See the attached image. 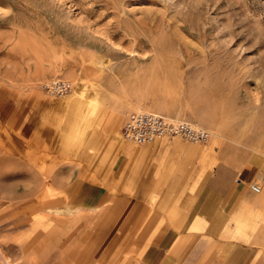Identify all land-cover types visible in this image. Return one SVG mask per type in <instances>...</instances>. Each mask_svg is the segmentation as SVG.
<instances>
[{"label":"rangeland","instance_id":"1","mask_svg":"<svg viewBox=\"0 0 264 264\" xmlns=\"http://www.w3.org/2000/svg\"><path fill=\"white\" fill-rule=\"evenodd\" d=\"M55 81L71 90L51 93ZM136 110L209 132L173 138L175 186L139 200L108 180L115 163L161 142L121 136ZM217 164L262 187L235 223L264 242V0H0V264H90L64 254L80 241L100 243L93 254L105 248L113 264H140L124 244L142 241L127 232L159 218L184 226ZM88 183L102 185L101 201L72 200Z\"/></svg>","mask_w":264,"mask_h":264},{"label":"crops","instance_id":"2","mask_svg":"<svg viewBox=\"0 0 264 264\" xmlns=\"http://www.w3.org/2000/svg\"><path fill=\"white\" fill-rule=\"evenodd\" d=\"M167 140H170V143H166ZM173 140L163 138L157 147L151 150H138L131 154V157L135 156V160L140 163H132L131 158L129 161L125 159L115 163L112 171L114 174L109 175L108 179L110 186L116 185L117 182L124 183L126 188L133 189L134 186L137 189L135 192L137 200L147 195L150 188H156L159 184L165 187L166 181L171 183L168 186H175L174 180L170 178L172 177L170 172L176 173L178 171L176 167L182 161L175 158L179 154L174 152ZM169 145L172 148L168 147ZM150 154L151 164L142 163L147 161ZM170 155L171 159H175V163L170 171L165 172V167L171 160L168 159ZM92 172H96V169ZM165 175L167 180L160 179ZM80 181L85 182V179ZM155 183L157 185H154ZM246 183L247 175L244 176L231 165L217 164L202 185L196 187L193 205L185 218L184 226L174 219L167 225L164 220L160 223L161 218L157 221L158 226H135L132 228L133 232H127V235L139 236L142 243L126 242L125 251L140 252V264H264V242L260 239L245 240L244 236L249 235L245 233V227L241 223H235L242 221L246 207L249 208L250 204L255 203L250 195L251 191H255L251 187H246ZM82 187H87L88 190L81 194L78 192L72 200L77 201L81 197L90 196L95 202L101 201V196L98 197V189L102 187L100 183L83 184ZM179 188L180 185L177 189ZM81 207L87 206L81 204ZM125 228L124 225L123 229ZM149 236L152 238L149 239ZM81 243L82 249H76ZM98 245L101 246L98 243L90 248L80 241L67 249L64 248V254L70 252L74 256L84 257L90 264L103 261L106 264H113L111 257L107 260L102 259V256H106L105 248L101 247L102 252L100 251L98 255L93 254ZM113 246L117 245H109L108 251H111Z\"/></svg>","mask_w":264,"mask_h":264},{"label":"built area","instance_id":"3","mask_svg":"<svg viewBox=\"0 0 264 264\" xmlns=\"http://www.w3.org/2000/svg\"><path fill=\"white\" fill-rule=\"evenodd\" d=\"M45 87L51 93L64 94L71 90V83L55 81ZM121 134L126 141L139 145L154 143L163 138H181L193 143L204 142L209 138V132L203 127L146 110L131 112L122 125ZM252 189L260 191L258 185H253Z\"/></svg>","mask_w":264,"mask_h":264},{"label":"bare ground","instance_id":"4","mask_svg":"<svg viewBox=\"0 0 264 264\" xmlns=\"http://www.w3.org/2000/svg\"><path fill=\"white\" fill-rule=\"evenodd\" d=\"M121 136H122V134H121ZM130 147V146H129ZM262 191V187H260V191L259 192H261ZM261 201H260V204L262 203L263 205H264V199H260Z\"/></svg>","mask_w":264,"mask_h":264}]
</instances>
